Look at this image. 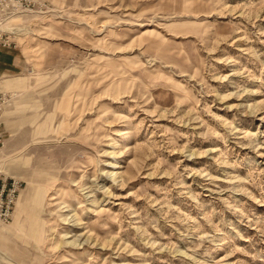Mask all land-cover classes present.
Masks as SVG:
<instances>
[{
    "label": "rangeland",
    "instance_id": "374dc122",
    "mask_svg": "<svg viewBox=\"0 0 264 264\" xmlns=\"http://www.w3.org/2000/svg\"><path fill=\"white\" fill-rule=\"evenodd\" d=\"M40 2L0 25V264H264V0Z\"/></svg>",
    "mask_w": 264,
    "mask_h": 264
},
{
    "label": "built area",
    "instance_id": "2783aa9c",
    "mask_svg": "<svg viewBox=\"0 0 264 264\" xmlns=\"http://www.w3.org/2000/svg\"><path fill=\"white\" fill-rule=\"evenodd\" d=\"M43 6L44 4L40 0H0V22L19 14H34ZM12 47H15V44L11 41L10 35L0 31V49ZM6 103L7 97L0 94V115ZM2 146L3 134L0 130V148ZM18 185L14 180L8 181L6 178L0 180V222L3 224L8 223L12 218L13 207L19 191Z\"/></svg>",
    "mask_w": 264,
    "mask_h": 264
},
{
    "label": "crops",
    "instance_id": "0c3cea01",
    "mask_svg": "<svg viewBox=\"0 0 264 264\" xmlns=\"http://www.w3.org/2000/svg\"><path fill=\"white\" fill-rule=\"evenodd\" d=\"M18 65V60L15 56H12L10 52L0 50V76H5L13 72V68Z\"/></svg>",
    "mask_w": 264,
    "mask_h": 264
},
{
    "label": "bare ground",
    "instance_id": "6f19581e",
    "mask_svg": "<svg viewBox=\"0 0 264 264\" xmlns=\"http://www.w3.org/2000/svg\"><path fill=\"white\" fill-rule=\"evenodd\" d=\"M11 17H13V16H11ZM10 17V18H11ZM4 21H2V22H0V25H1V23H3ZM1 31V30H0ZM111 156H112V158L114 159L115 158V156H114V154H110ZM109 176H110V181H115L116 180V178L118 177V172L117 171H113V172H111L110 174H109ZM109 197V196H108ZM108 200V199H107ZM106 202V198H102L100 201L98 200V199H93L92 201H91V206L93 207V208H95V207H97L99 204H100V206H102V204L103 203H105ZM16 203V202H15ZM106 204V203H105ZM104 205V204H103ZM91 207V208H92ZM77 222H79V220H77ZM76 225H80V223H76ZM75 225V226H76Z\"/></svg>",
    "mask_w": 264,
    "mask_h": 264
}]
</instances>
